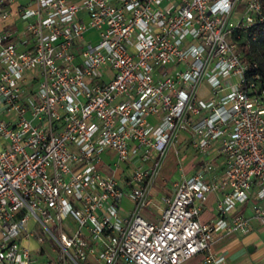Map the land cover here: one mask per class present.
<instances>
[{"label": "built area", "instance_id": "built-area-1", "mask_svg": "<svg viewBox=\"0 0 264 264\" xmlns=\"http://www.w3.org/2000/svg\"><path fill=\"white\" fill-rule=\"evenodd\" d=\"M263 24L260 0H0V264H223L214 235L264 228V80L238 45ZM184 133L196 172L148 222Z\"/></svg>", "mask_w": 264, "mask_h": 264}, {"label": "crops", "instance_id": "crops-1", "mask_svg": "<svg viewBox=\"0 0 264 264\" xmlns=\"http://www.w3.org/2000/svg\"><path fill=\"white\" fill-rule=\"evenodd\" d=\"M204 93H206L205 88H204ZM180 136H182V139L180 140L181 137H179L178 139L179 148L185 149L187 148V143H186L187 138L183 134ZM175 155H177V152H175ZM217 161L218 159L214 160L213 163L219 167L220 163L217 164ZM177 170L180 174L179 179L174 183H172V185L178 183L181 179L188 178L193 173L191 170L189 171V166L187 167V170L185 172H183L180 167H178ZM169 178L170 176H168L166 179L169 180ZM159 182L164 183V178H162ZM161 185L163 186L164 184ZM152 190L153 189H151L150 195H151V199L154 201L153 206H155L157 204L156 201L152 198V194H153ZM172 193L173 192H171V195ZM220 197H221L220 192L215 194H208L206 196L205 201L201 204L200 213L198 216V221L201 224H210L216 220L215 206L217 199H219ZM129 208H130V204L126 201V205L123 208L121 207L120 215L126 216ZM162 210H163V206L162 208L159 206V208H156L154 216L146 212L145 213L141 212L140 215L146 221L155 223L159 219ZM234 214H240L245 218H249L250 212H249L248 204H245L243 206H238L235 209ZM248 228L249 231L243 235L242 234L214 235L211 242L209 243L210 253L215 256L221 257L223 260V264H264V228L258 226L253 221L248 222ZM241 253L242 254L244 253L254 258L251 259L245 258L244 260H237L234 254L239 256ZM203 258L204 256L202 254H198L186 260L182 264H203Z\"/></svg>", "mask_w": 264, "mask_h": 264}, {"label": "rangeland", "instance_id": "rangeland-1", "mask_svg": "<svg viewBox=\"0 0 264 264\" xmlns=\"http://www.w3.org/2000/svg\"><path fill=\"white\" fill-rule=\"evenodd\" d=\"M17 3L19 4H26L29 0H16ZM243 15V10L237 9L235 11V15H234V19H240L241 16ZM11 24V22H6L4 23V25H9ZM86 38H88V34L86 35ZM34 86V85H32ZM31 88H28L27 90H25V92L23 93V95L21 96V98L25 97L28 95V93L30 92ZM197 98L204 100L206 98L205 93H204V87L201 86V88L199 89L198 93H197ZM8 116V118H7ZM14 117V115L12 113H7V112H3L0 113V121L1 120H12V118ZM186 138L189 136L188 133H184L183 134ZM180 140L182 139V136H180ZM175 152H177V155H175ZM113 155L112 153H108V160L105 159V163H107L106 161H108L109 164H111V159H112ZM198 156L195 154V152H193L188 146L185 149H180L179 148V144L178 142H175L166 152L164 160L162 162V167L159 171V175L157 177V182L155 183V185L152 187V198L156 201L155 206H152L151 208L148 209H144L142 212H146V213H150L151 215H155V210L156 208H159V206L162 208L163 204L160 202V199H170L171 198V192H173V188H172V183H174L175 181H177L179 179V172H178V167H180L182 169L183 172H185L187 170V167L189 166V171L191 170L193 173L196 172V164L198 161ZM194 163V164H193ZM220 163V160L218 159L217 164ZM191 165V167H190ZM97 171L99 173H102L103 175H106L108 177L112 176V171L110 169H108L107 167H102L100 169H97ZM117 171H121V169H118ZM123 175H127L126 171H123ZM168 176H170L169 180L166 179ZM164 178V183H160L159 181ZM159 182V185H158ZM161 184H164L163 186ZM118 185H121V182H118ZM162 186V187H161ZM163 190V191H162ZM126 205V201L122 200L120 207H124ZM122 216V215H121ZM235 258L237 260H244L245 258L251 259L254 257H250L246 254H240L239 256L235 255ZM230 260V259H228Z\"/></svg>", "mask_w": 264, "mask_h": 264}, {"label": "trees", "instance_id": "trees-1", "mask_svg": "<svg viewBox=\"0 0 264 264\" xmlns=\"http://www.w3.org/2000/svg\"><path fill=\"white\" fill-rule=\"evenodd\" d=\"M260 4L262 12L264 13V0H260ZM247 33H253L255 39L251 42L242 36L238 40V45L242 51V59L246 62H254L259 75L264 80V24L254 25Z\"/></svg>", "mask_w": 264, "mask_h": 264}]
</instances>
